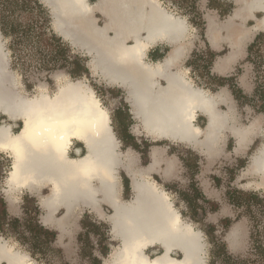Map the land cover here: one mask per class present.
Returning <instances> with one entry per match:
<instances>
[{
  "label": "bare ground",
  "instance_id": "1",
  "mask_svg": "<svg viewBox=\"0 0 264 264\" xmlns=\"http://www.w3.org/2000/svg\"><path fill=\"white\" fill-rule=\"evenodd\" d=\"M42 2L51 11L55 32L90 55L93 72L108 85L126 90L140 123L134 127L137 135L143 132L159 141L215 153L221 142L219 132L230 118L218 110L217 96L194 86L185 69H174L190 52L191 27L186 18L169 12L158 0ZM249 4L264 11V0ZM207 20L208 37L214 43L218 22L213 16ZM158 43L172 45V53L161 63L146 62L147 52ZM5 55L0 33V114L23 121L18 132L13 124H0V151L14 159L9 189L40 193L50 187L51 194L40 198L46 226L56 219L60 228L72 225L81 208L106 220L120 242L109 264H206L202 232L183 220L170 193L151 178L154 171L162 177L172 173L173 163L163 150L154 147L151 163L141 168L133 150H120L109 110L80 81L59 87L54 96L47 90L34 98L17 95V81L9 77ZM200 112L208 117L206 128L195 124ZM236 131L231 130L237 135ZM74 141L83 145L84 155L77 149L79 157L70 156ZM255 161L261 163L257 170L264 171V148ZM119 170L131 179L133 196L127 201L122 197ZM252 182L264 186V179ZM103 204L112 213L106 214ZM61 210L65 215L59 218ZM157 248L162 251L153 256L146 253ZM25 259L0 242V264H31Z\"/></svg>",
  "mask_w": 264,
  "mask_h": 264
},
{
  "label": "rangeland",
  "instance_id": "2",
  "mask_svg": "<svg viewBox=\"0 0 264 264\" xmlns=\"http://www.w3.org/2000/svg\"><path fill=\"white\" fill-rule=\"evenodd\" d=\"M28 1L29 4L27 3V6H23L21 0H9L7 2L8 8H6L5 3L0 0V15L4 13L6 16V22L9 24V27L7 28L9 35L4 36L1 29L0 33L2 34V42L4 45V54H6L5 56L9 77H13L11 78V81L12 79L14 82L17 81V95L34 98L39 95V92L41 94L47 90L46 92L49 93L50 96H54L60 91L62 86L69 84L70 81H80L85 86H89L94 90L102 104L111 114L113 121L112 127L120 141V150L122 152L129 149L133 150V152H135L138 156V160H140L139 164L141 168H147L149 166L151 153L154 147L163 150L162 154L165 157L168 155L171 156V154L179 157V155L181 156L185 154L186 151H192L190 149H194L182 144H171L168 141H159V139L156 140V138L152 137L142 141L141 135L146 134L140 132L137 135L134 132V127L132 128V125H134L132 122L133 120L131 116H129L127 110H125V114L122 113L120 116L118 114V108L121 109L124 107L127 109L128 106L120 98V90L117 86H109L105 80L93 72L90 66L92 61L90 55L83 50L74 47L54 31L53 16L50 9L43 4L42 0L39 1L45 7L48 16L45 12H42L37 8V0ZM169 1H172L175 5V9H173L174 13L178 15L182 13L188 14L191 18L190 23L197 26L199 35L193 39L190 38L189 40L191 43L189 44L192 46L195 43L197 47L194 50V54H198L199 57L196 59L200 60V54L206 51V46L204 45L205 40L203 37L205 25L201 14H197L198 10L195 5L197 0ZM90 2L94 4L97 0H90ZM180 6L183 7L182 11ZM99 17L101 18V24H103L104 18L100 15ZM197 49L199 51H196ZM207 60L210 64L209 57ZM120 120L125 123H121ZM3 123L13 124L14 132H18L23 126V121L14 122L0 114V124ZM127 130L129 131V134H127ZM122 136H124L127 140L124 141ZM137 141H141L140 146H142V149H139ZM131 144H134V147H128ZM76 145L83 147L81 143L74 141L70 153L71 157L77 156L74 149V146ZM85 153L86 150L84 149L83 154ZM192 153L193 152H191V154ZM13 162L14 159L10 153H3V151H0V199H3L4 202H6V207L11 218H22L24 216L21 206L24 205L26 198H29V200H35L36 204L33 206L39 207V214L37 217L41 220L46 214V210L44 208H40L41 204L39 205L38 202L41 203L40 198H42V196L51 194V188L46 187L40 193H36L35 196H32L33 194H28L30 190L9 189L7 178ZM189 167L190 170L193 169L192 162L189 163ZM216 167L221 170V172L216 173V175H210L211 178H213L212 180L215 181L214 184L220 185L223 192L227 194L231 203L234 205V208L232 207V209L237 211V218H245L247 222H249V229L251 233V239L249 238V241H247L244 252L242 254H231L236 258V260L231 263L225 261L224 256L217 258L214 257L213 253L214 250L217 249L216 245L218 244L224 246L226 249L222 236L230 226L231 221H223V223L219 225V228H215L208 222L210 211L211 209H214L215 204L211 202L210 205H208L209 201L200 196L196 182L183 180L182 182L176 181L175 183L166 184L160 180L158 176H151V178L156 181L161 188L170 193L175 207L177 206L176 208L180 211L182 218L184 217L183 220L189 223L191 221L190 224L193 225L195 230L203 233L207 251L206 264H264V253L258 247L261 243L264 244V202L256 199H249L250 197H248V194L246 195L241 190L236 189L234 181L232 182L231 179L234 176V173L231 172V170L233 171L231 167L224 164H217ZM226 169L228 170L226 171ZM234 170H236V168H234ZM120 174H123L124 179H126L122 170H119V175ZM131 184V180L125 181V194L123 195L125 200H129L133 196ZM29 195H31V197ZM250 204L251 206L248 208V205ZM204 205L207 208L202 211L201 208ZM102 208L106 214L112 213V209L108 205L103 204ZM76 214L77 217L74 220V225L70 228L69 234H67L69 236H66L65 240L60 244L56 243V240L54 241L52 247L56 249V251L36 253L37 256L34 257L28 250V248H30L29 244L22 245L16 241L14 236L5 235L10 234L9 231L5 234L0 232V242L2 245H6L11 252L14 251L15 254L26 257L25 260L31 264H91V260L89 258L91 252H93L94 256L103 259V264H107L114 251L120 245L119 240L113 237L110 233L111 229L109 223L100 219V217L91 211L87 209L84 210V208H81V210H79ZM64 215V210H61L58 214L59 218ZM32 217L35 218V213H33ZM81 219H85L90 223L104 224L107 227V229L103 230V232L107 233L106 236L102 233H95L94 231L88 235L87 238L92 249H90L86 243L83 242L80 244L79 242V236L84 232L81 225ZM212 227H214V231H211ZM19 230H24V228H20ZM206 231L210 234L208 235ZM24 236L30 237L31 235L27 231ZM106 247H108V253L107 255H104L101 252V248ZM161 251L162 250L160 248H157L155 252L153 249H149L146 253L153 256ZM81 254L88 257H82ZM175 256L180 258L181 254L177 253Z\"/></svg>",
  "mask_w": 264,
  "mask_h": 264
},
{
  "label": "crops",
  "instance_id": "3",
  "mask_svg": "<svg viewBox=\"0 0 264 264\" xmlns=\"http://www.w3.org/2000/svg\"><path fill=\"white\" fill-rule=\"evenodd\" d=\"M158 1L163 8L174 13L173 9H175V5L172 1ZM247 1L248 9L246 8ZM249 1L250 0H197L195 4L198 10L197 14H201L205 25L203 37L206 51L200 54V60L196 59L199 57L198 54H194V50L197 46L195 43L192 46L189 44L190 52L174 67V69L176 68L175 70L182 68L188 71V77L192 80L194 86L200 87L207 92L209 91L211 95L217 96L219 100L217 106L218 110L221 113L228 114L230 118L228 124L219 132L221 142L217 147L218 149L215 150V153L212 155H209L203 149H190L192 151H186L185 154L179 155V157L173 154H171V156L168 155L166 157L173 163L172 173L165 177H162L157 171L151 173V176H158L160 180L166 184L175 183L176 181L182 182L183 180L196 182L200 196L209 201L208 205H210L211 202L215 204L214 209L210 211L208 222L215 228H219V225L223 223V221H231L230 226L222 236V240L226 246L227 252L232 255L242 254L244 252L247 241H249V238L251 239L250 227L249 222H247L245 218H237V211L232 209L234 205L231 203L227 194L223 192L220 185L214 184L215 181L212 180L213 178H211L210 175H216V173L221 172L216 165L224 164L231 167L233 169L231 172L234 173L231 179L232 182L234 181L236 189L241 190L246 195L248 194V197L255 195L257 197L256 200L264 202V186L256 187V185L251 184L253 183L252 181L264 179V171H258L256 168L263 160H261V163H256L255 161V157L259 155L260 151L264 148V87L258 86V84L255 83V71L250 62V56L257 52L258 44L264 40V24L262 23L264 11L260 8H254L249 4ZM180 9L182 11L183 7L180 6ZM175 15L178 14L175 13ZM179 16L184 19L186 18V21L189 23L191 27L190 38L193 39L194 37H198L199 30L197 26L190 23V16L183 13ZM209 16H213L218 22L214 43L208 37L207 18ZM99 19L101 20L100 17ZM171 46L172 45L167 43H158L153 46L147 52L146 62L158 64L165 61V58L173 51L172 49L174 47ZM196 51L199 50L197 49ZM208 57L210 59V64L207 60ZM117 88L121 93L120 98L128 106L125 110H127L129 116H131L133 120L132 122L134 125H132V128L136 125H140L139 121L132 113L126 90L119 86H117ZM122 113L125 114V111H118L119 116ZM121 123L125 122L121 121ZM195 124L201 128H206L208 117L201 112L198 113ZM233 128L237 130V135L231 132ZM127 134H129V131ZM141 136L142 141L149 138L147 135ZM122 139L124 141L127 140L124 136H122ZM240 139L244 140L242 145L239 144ZM170 143L177 144L174 142ZM137 144L139 149H142V146H140L141 141H137ZM133 145L134 144H131L128 147H134ZM74 149L75 153L77 149H80L81 155H84L82 146L76 145ZM191 152L194 154L192 153V155ZM76 155V157H79L77 153ZM190 162L193 163L192 170L194 171L190 170ZM234 168H236V170H234ZM227 170L228 169H226V171ZM119 176L123 197L125 194V181L131 179L125 172L124 176L127 180L124 179L123 174ZM28 194H33L32 196H35L36 193L30 191ZM29 196L31 197V195ZM38 204L40 205L41 203L38 202ZM250 206L251 205H248V208ZM207 207L204 205L201 210L204 211ZM40 208H43L42 205H40ZM73 218L74 216L72 219ZM43 222L42 218L40 223L49 230L57 233L58 238L56 239V243L60 244L65 240L66 236H69L67 234H69L70 228L74 225L75 221L73 220L72 225H65L63 228H60L58 219H56V223L48 224L47 226L44 225ZM110 233L112 234V230H110ZM204 236L207 237L206 235Z\"/></svg>",
  "mask_w": 264,
  "mask_h": 264
},
{
  "label": "trees",
  "instance_id": "4",
  "mask_svg": "<svg viewBox=\"0 0 264 264\" xmlns=\"http://www.w3.org/2000/svg\"><path fill=\"white\" fill-rule=\"evenodd\" d=\"M3 3H5V7L8 8V1L9 0H1ZM21 3L23 6H27V3L29 4L28 0H21ZM36 6L37 8L45 12L46 15L48 16V13L46 12L45 7L43 4L37 0L36 1ZM5 8V9H6ZM193 22V21H192ZM9 24L6 22V16L4 13L0 15V29L1 32L4 36H8V28ZM257 197L255 195L250 196V199L255 200ZM36 201L35 200H29V198H26V201L24 202V205L22 206L24 216L22 218H11L9 216L7 207H6V202L4 200L0 199V232L5 234L10 232V234H5V235H10L14 236L16 241L22 245L29 244L30 248L28 250L32 253V256L36 257V253H44L46 251H56L52 247L54 241L57 238V233L55 231L49 230L48 228L44 227L41 223L40 220L38 219L37 215L39 214V207H34ZM251 205V204H250ZM33 213H35V218L32 217ZM83 233L80 234L79 236V242L82 244L83 242L86 243L87 246H89L90 249L92 247L90 246L89 240H88V235L92 231L98 234H103L104 236L107 235V233L103 232L104 229H107L106 225L104 224H98V223H90L87 220L81 221ZM20 228H24V230H19ZM30 233V237H25L24 234L26 232ZM211 231H214V227L211 228ZM208 235L210 234L208 231H206ZM217 249L214 250V257H225V261L228 263H231L232 261H235L236 258L232 256L231 254L227 253L226 249L224 246L221 245H216ZM260 250L264 253V244L261 243V245H258ZM82 252H83V247H82ZM101 252L104 255H107L108 253V247L106 248H101ZM82 257L86 256L84 254H81ZM88 257V256H86ZM91 260V264H103V259L94 256L93 252L90 253L89 256Z\"/></svg>",
  "mask_w": 264,
  "mask_h": 264
},
{
  "label": "built area",
  "instance_id": "5",
  "mask_svg": "<svg viewBox=\"0 0 264 264\" xmlns=\"http://www.w3.org/2000/svg\"><path fill=\"white\" fill-rule=\"evenodd\" d=\"M255 71V83L264 87V40L257 46V52L250 56Z\"/></svg>",
  "mask_w": 264,
  "mask_h": 264
},
{
  "label": "flooded vegetation",
  "instance_id": "6",
  "mask_svg": "<svg viewBox=\"0 0 264 264\" xmlns=\"http://www.w3.org/2000/svg\"><path fill=\"white\" fill-rule=\"evenodd\" d=\"M120 94H121V93H120ZM118 110H119V111H125V108H124V107H123V108H121V109H120V108H118ZM113 130H114V129H113ZM127 132H128V131H127Z\"/></svg>",
  "mask_w": 264,
  "mask_h": 264
}]
</instances>
